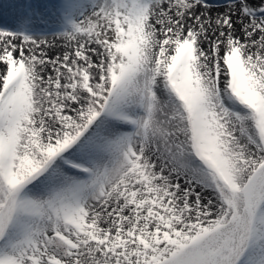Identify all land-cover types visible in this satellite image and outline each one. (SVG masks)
<instances>
[{"label": "snow or ice", "instance_id": "obj_1", "mask_svg": "<svg viewBox=\"0 0 264 264\" xmlns=\"http://www.w3.org/2000/svg\"><path fill=\"white\" fill-rule=\"evenodd\" d=\"M17 7L0 264H264V0Z\"/></svg>", "mask_w": 264, "mask_h": 264}, {"label": "bare ground", "instance_id": "obj_2", "mask_svg": "<svg viewBox=\"0 0 264 264\" xmlns=\"http://www.w3.org/2000/svg\"><path fill=\"white\" fill-rule=\"evenodd\" d=\"M60 2L61 0H0V27H10L15 23L18 12V7L15 8V5L31 3L34 7H38L41 12H44L45 5H55ZM213 2L215 3L217 0H213Z\"/></svg>", "mask_w": 264, "mask_h": 264}]
</instances>
